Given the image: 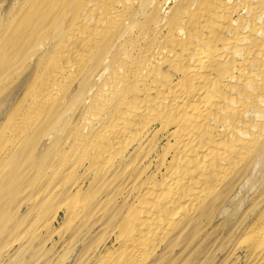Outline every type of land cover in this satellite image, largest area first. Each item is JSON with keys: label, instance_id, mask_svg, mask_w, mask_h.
<instances>
[{"label": "bare ground", "instance_id": "bare-ground-1", "mask_svg": "<svg viewBox=\"0 0 264 264\" xmlns=\"http://www.w3.org/2000/svg\"><path fill=\"white\" fill-rule=\"evenodd\" d=\"M31 2L27 8L24 4L26 10L12 8L14 14L12 9L11 13L5 6L0 7V21H4L3 27L0 22V58H4L0 63H6L0 65V93L5 90L0 108L10 98H15L11 95L12 89H8L13 76L19 75L29 61L34 62L20 77L28 79H21L24 89L20 86L22 83L17 82L21 87L18 89L24 92L32 85L28 90L32 93L26 96L29 93L26 90V98L21 100L17 96L23 92L17 91L20 94L14 99H20L16 100L20 104L15 102L17 113L13 108L14 113H11L10 108L14 107L11 99L12 103L8 102L11 107L7 104L0 110L3 111L0 112L1 119L5 118L8 109L12 114L9 118L6 112L9 119L6 117L7 121L2 120L6 123L3 127L0 125V187L11 185L17 177L14 172L23 170L24 167H19L24 166L21 162L27 156L25 152L31 143V134L40 133L47 126L55 132V125L60 127L68 113L77 111L81 105L92 107L80 121L77 118L74 129L77 133L71 144L69 142L74 156L80 151L86 154L94 151L92 159L96 153L99 158L107 155L113 158L121 147L125 150L127 141L137 142L155 122L161 123L163 132L174 127L171 136L174 143L170 149L168 147L173 153L169 169L159 183L154 180L145 184L146 192L138 197L140 208L125 221L126 229L120 237L122 248L113 262L145 264L161 241L164 242L205 202L207 192L216 190L246 161L250 162L249 159L258 156L262 149L264 151V0H179L168 15L170 17H165L167 19L162 17L167 13L162 12L161 1L157 4V0ZM150 8L153 11L148 16ZM5 12L12 15L10 19L6 20ZM140 14L146 18L137 23ZM136 28L139 30L134 33ZM163 31L166 33L161 40L157 37ZM151 32L154 38L148 35ZM46 40L52 42L49 46L55 52L49 51L46 56L42 50L40 54L46 56V61L42 62L43 56L36 53L44 47ZM40 60L42 68L40 65L37 68ZM23 79L27 85L31 84L25 86ZM92 82L93 86L98 84L95 85L97 88L91 87ZM17 83L13 84L14 89H17ZM6 90L10 92L6 93ZM61 125L60 132L65 126ZM56 132L52 134L59 135ZM28 138L31 140L27 142ZM41 140L32 141V148L28 149L32 152L36 146L33 144ZM123 142L125 146H121ZM57 145L58 148L61 144ZM124 150H121L122 154ZM71 164L67 166L71 167ZM73 171L76 173V169ZM22 175L23 172L19 176ZM18 177L17 181L22 178ZM1 189L0 192L5 188ZM261 216L252 226V232L249 231L253 234L249 248L250 252L261 255L260 264H264V215ZM249 241L250 237L247 243Z\"/></svg>", "mask_w": 264, "mask_h": 264}, {"label": "rangeland", "instance_id": "rangeland-1", "mask_svg": "<svg viewBox=\"0 0 264 264\" xmlns=\"http://www.w3.org/2000/svg\"><path fill=\"white\" fill-rule=\"evenodd\" d=\"M31 1L0 0V7L5 6L7 9H10L11 12L13 9L18 10L17 8L21 7L24 9L25 3V7H29V4L32 3ZM155 1L156 0H154V2ZM166 1L157 0V4L160 2V4L163 6L162 12L167 13L164 15L163 13L161 14L163 15L162 17H164V19H167L165 17H170L168 15L172 14L179 2V0ZM176 1L178 2L176 3ZM26 8L24 10H26ZM14 10L13 14L15 13ZM4 11H6V9H4ZM7 11L9 12V10ZM151 11H153L151 8L150 10H147L148 16L151 15V13H149ZM5 13L6 14L4 15L8 16L7 12ZM140 15L137 16V23L145 21L143 18L146 17L144 15L142 16V14ZM7 16L6 20L10 19V16L12 15L10 14L8 17ZM148 21L149 20L147 18L146 23ZM0 22L1 26L4 25L2 24L4 21ZM62 24V29L64 30L66 25L64 22ZM138 30L139 29L136 28L134 33H137ZM0 32L2 33V31ZM165 33L166 31H163L161 33L162 35L159 34L160 36L157 38L162 40L165 36ZM148 35L151 38L155 37V35H152V32L148 33ZM48 38L49 37H47V39ZM50 43L52 42L46 40L44 47L42 46V49L40 48L38 50L39 53L36 54H40V52L43 50L42 53L48 56L50 54L48 52L52 51ZM43 54L40 55L43 56ZM46 56L42 57V59L44 58L43 61L40 60V63L38 62L37 68L40 64H43L42 62H44V60L46 61ZM1 58V62L4 61V58ZM32 62L33 61H29V65H32ZM5 64V62H3V64L0 63L2 66H5ZM28 66H24L25 68L22 67V69L26 71ZM22 69L21 71L23 73H19L20 76L18 74L16 77L13 76V80L11 79L8 89H12L11 95L14 94L15 98L19 92L20 94L23 92L22 95H24V98L22 95L17 97L21 98V100H24L26 96H29L30 93H32L28 90H31V87L33 86L30 85L31 83H29V81L28 83L30 87H27L28 90L26 89L29 92L27 95L26 90L25 92L22 90L24 89V84L21 82V79H26V76H23L21 79L20 77L21 75L27 73V71L24 73ZM177 80L178 79H176V81ZM14 81L16 83L18 81H20V84L22 83L20 85L21 87L23 86L22 89H20L21 91L18 89V87L21 88L18 83V85L16 84L17 89L15 88V90L13 88V84L15 83ZM23 81L25 80L23 79ZM101 81L102 80H99V82ZM99 82L95 81L94 83L99 84ZM29 85H27L26 82L25 86ZM91 85V87L97 88V86H93V82ZM3 91L5 93V90L3 89L1 91L3 95L0 93L1 100L2 97H4ZM7 91L8 90H6V93L10 92ZM10 99L8 102L10 103L13 101V103H11L14 104L15 108L11 107V104L8 102L6 103L9 107H11L10 109L12 110V114L14 113V110L17 113L16 109L18 108H16V106L18 107V105L15 104L17 99H11V101ZM19 100L16 102L17 104H20L18 103L20 102ZM7 104L2 105L5 107ZM3 106L1 107L2 110ZM90 106L83 107L81 105L79 108L80 110L78 109L77 111H72V113L70 111V113H68V117L62 120L63 122H60L63 125L66 123H68L66 125H69H65L63 127V136L62 132H60L62 129L58 131V128H62L60 123V127H56L57 124L55 127L52 126V128H57L56 130L58 133L56 130L55 132L59 135L54 136L52 133L55 132H51V128L48 126L40 131V133L36 132L40 135L36 133L31 134L30 138L32 137V140L28 138L27 142L31 140L29 142L33 143L32 141L41 140L39 138H42V142L40 141V143H38L37 141L39 146L34 142L35 144H33V146L36 145L37 148L34 146L32 152L28 149V147L30 148L32 144L30 143L29 146H27V151L25 152V155L27 154V156H24V161L21 162L24 166H20L19 169H21V167L24 168L23 170L21 169L22 171L19 170L18 172L17 169V172H14L17 177L21 175L22 172L24 175L19 176L22 178L17 181V177H15L13 174V176L16 178L15 181H12L11 185H2L3 187H0V189L5 188L3 190L1 189L2 191L0 192V194L2 193L0 198V264H112L122 248L120 237L123 236V233L126 229L125 221H128L133 212L140 208L138 197L142 195L143 192H146V188H144L145 184L154 180V183H159L164 174H166V169H169L168 166L170 165V161H172L173 156L172 151H169V149L174 143V138L171 136L173 130L175 131V128L170 127L168 130H164L163 132L162 127H160V122H155V124H152L146 134H144L142 138L137 139V142L136 140L129 143L127 141L128 144L125 143L126 146L122 145L124 142L121 143V146H125V150L120 146L121 148L113 154V158H111L112 155H107L108 158L104 156L100 157L101 160H99L100 158L96 153L94 159H96L95 161L97 163H95L94 159H92L94 156L92 153H95L94 151H90L92 153L88 154L82 153L80 151L81 153H75V156L73 153L71 154L72 150H70V144L77 133V131L75 132L74 129L77 126L78 121H80L81 118H84L87 110L91 109L92 106ZM10 109L6 110V112L9 113ZM0 112L2 113L3 111ZM6 112L5 114H7ZM5 114V118L2 116V118L5 120L0 118V125L2 127V124L6 123L3 121H7L12 115L9 113L8 118L7 115L5 116ZM70 118L72 120H76L77 123L70 120ZM65 121L67 122L65 123ZM70 121L75 124L73 125V123ZM69 123L72 124L70 125ZM43 124L44 122L42 125ZM1 126L0 129H2ZM159 131H162V134ZM41 132L45 133L42 134ZM37 135L40 137H37ZM41 136L45 138L43 139ZM69 137L70 141L68 140ZM49 138L51 139V142ZM58 139L60 142L58 141L57 143ZM132 142H134V144H132ZM56 143L63 146L60 145L57 148ZM38 149L43 151L41 152ZM121 150H124L123 154ZM35 151L36 153H34ZM261 151L259 152L258 156L251 158L253 160L249 159L250 162L248 161V165H246V163H248L246 161V163L243 164L246 165L245 167H243V165L240 166L237 171H235V176L233 175L223 182V184L220 186L221 188L223 186L222 190L220 187H218L214 191L207 192L208 196H206L207 198L205 199V202L200 205L194 213L188 215L189 217L187 216V218L184 219L185 221L183 220L181 222V230L180 226H178L176 228L178 230H173L170 235L164 239L165 243L161 241L160 245L157 246L158 248L156 247L154 249L155 252H152L153 255L152 253L149 255L150 258L148 257L149 259H147L145 264H260L261 255L254 251L255 249H253V253L252 250L250 252L249 247L252 243L251 237H253V234L251 233L250 235L249 231L252 232V226L261 219L262 214L264 215V151L263 149ZM82 154L83 157L81 158L80 156H82ZM66 155H69V159L65 158ZM76 155L78 158H76ZM114 155H118V157L116 158ZM88 156H90V159ZM119 156H121V158ZM26 157L27 159H25ZM73 157L77 160L75 161ZM79 157L83 160L81 161ZM109 158H111V160ZM23 159L21 158V161ZM59 159H61L63 162H61ZM70 160L73 164L69 162ZM91 160H93V165L90 163L92 162ZM58 161H60V163ZM110 161L112 162V165L109 164ZM101 162L104 166H102ZM133 162H135L134 165ZM62 163L66 166L71 164V167L65 166L64 168ZM75 163L81 166L79 167ZM107 163L108 167L106 166ZM131 164L133 165L132 169L130 168L132 166ZM138 165L140 166L138 167ZM163 165H165V167ZM57 167L59 169H56ZM103 167H105V169L101 170ZM61 168L63 170H60ZM53 169H56V171H53ZM73 169H76V173L73 171ZM70 170L73 173H71ZM132 170L135 173H133ZM57 171H61L60 174ZM98 173L99 176L97 175ZM55 174L58 175L56 176ZM238 174L240 176H238ZM139 181H146V183L143 182V185ZM227 181L229 185L227 184ZM141 185L143 186V188H141L142 190L139 188ZM7 186L8 188H6ZM137 187L139 188V191ZM225 187H227V189ZM216 192L222 195H216ZM4 193H6V196L3 195ZM210 193L212 195H210ZM75 198L78 199V201L75 200ZM217 198L218 200H221L218 201L216 200ZM215 201H217V203H215ZM207 203L209 204V207L207 206ZM212 204H214V206H212ZM211 206L212 208H210ZM199 211L203 214H201ZM190 216H193L195 219L192 217V220ZM188 221H191L189 225L187 223ZM187 225L188 227L186 229ZM249 237L251 241L247 243ZM168 239H171V241ZM243 243L244 245H242ZM256 254L258 255L256 256Z\"/></svg>", "mask_w": 264, "mask_h": 264}]
</instances>
